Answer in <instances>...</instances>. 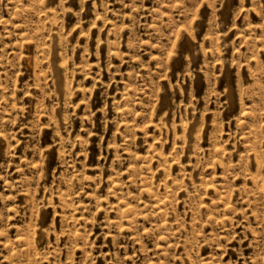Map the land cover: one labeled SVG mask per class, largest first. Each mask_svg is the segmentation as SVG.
Listing matches in <instances>:
<instances>
[{"label":"rangeland","instance_id":"obj_1","mask_svg":"<svg viewBox=\"0 0 264 264\" xmlns=\"http://www.w3.org/2000/svg\"><path fill=\"white\" fill-rule=\"evenodd\" d=\"M0 264H264V0H0Z\"/></svg>","mask_w":264,"mask_h":264}]
</instances>
